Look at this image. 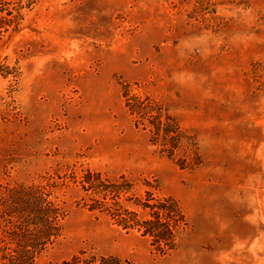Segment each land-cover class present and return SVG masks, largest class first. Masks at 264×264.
Here are the masks:
<instances>
[{"label": "rangeland", "instance_id": "rangeland-1", "mask_svg": "<svg viewBox=\"0 0 264 264\" xmlns=\"http://www.w3.org/2000/svg\"><path fill=\"white\" fill-rule=\"evenodd\" d=\"M125 92L190 140L162 152ZM88 175L140 219L173 199L176 247L89 211ZM30 189L64 210L35 264H264V0H0V261Z\"/></svg>", "mask_w": 264, "mask_h": 264}, {"label": "trees", "instance_id": "trees-1", "mask_svg": "<svg viewBox=\"0 0 264 264\" xmlns=\"http://www.w3.org/2000/svg\"><path fill=\"white\" fill-rule=\"evenodd\" d=\"M124 98L127 112L133 117L136 125H141L148 131L150 142L160 146L162 152L172 156L183 142L190 140L175 120L164 112L162 105L154 99L140 98L126 92ZM186 154L182 159L184 162L182 166L192 168L200 163L192 146H189ZM81 183L88 186L85 188L83 184L85 191L91 190L101 199H92L89 211L105 213L123 229L136 228L144 236L151 238L152 245L160 253L164 254L176 247V232L184 224V217L173 199H155L147 193L146 202L140 203V206L143 210L150 211L149 218L140 219L138 214L123 209L118 202L121 195L131 189L126 178L120 177L117 184H111L101 180L100 175H96L95 179L88 175ZM47 196L48 194L41 190H29V198L25 202V210L29 215L28 225L25 229L17 224L13 233L14 246L8 247L9 251L2 255L0 264H35L40 252L51 241L55 231H58V222L64 217V210L48 200ZM107 198L112 202L107 203ZM150 201L153 203L150 204Z\"/></svg>", "mask_w": 264, "mask_h": 264}]
</instances>
